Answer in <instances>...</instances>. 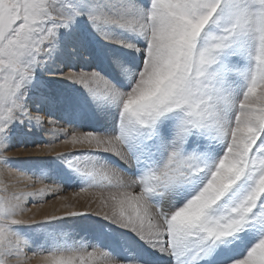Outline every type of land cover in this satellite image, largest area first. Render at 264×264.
I'll use <instances>...</instances> for the list:
<instances>
[{"label": "rangeland", "instance_id": "1", "mask_svg": "<svg viewBox=\"0 0 264 264\" xmlns=\"http://www.w3.org/2000/svg\"><path fill=\"white\" fill-rule=\"evenodd\" d=\"M0 22V264H264V0H0Z\"/></svg>", "mask_w": 264, "mask_h": 264}, {"label": "bare ground", "instance_id": "2", "mask_svg": "<svg viewBox=\"0 0 264 264\" xmlns=\"http://www.w3.org/2000/svg\"><path fill=\"white\" fill-rule=\"evenodd\" d=\"M1 24L0 25H2L4 22H0ZM34 26V25H33ZM21 28L22 27H19V29L17 30V32H18V35H19V37L18 38H16L15 40H10L9 42H11V41H13V42H15V43H17L19 46H30L31 45V43H34V46H36V42H33V40L32 39H27L26 38V36H24V35H22L21 34V32H20V30H21ZM29 28H31L30 26H29ZM74 42H76V39L74 38L73 39V41L72 42H70V43H68V51H70L71 53H73V50H74V47H75V43ZM31 46H33V45H31ZM25 47V48H26ZM19 48H21V47H19ZM70 52L68 53V54H70ZM68 54H66V53H60L59 55H58V59L56 60V61H60V60H62L63 58H64V56L65 57H68ZM58 66H60V65H58V62H56L54 65H53V67H54V69L56 68V67H58ZM71 73V72H70ZM70 73H67V75L69 76L70 75ZM73 76V75H72ZM5 86H7L6 84H4ZM15 87V85H14V83L12 84V83H8V93H12V88H14ZM7 88V87H6ZM40 104V102H38V105ZM38 105L37 104H35V108H38ZM40 109V108H39ZM25 114H28V111H26L25 112ZM31 115H33V114H28V116H26V117H30ZM48 119V118H47ZM40 122L41 123V125L40 124H38L37 122ZM48 122H50V120L48 121ZM24 123L25 124H27L26 126L27 127H25V131L26 132H29V133H31V134H27V135H29V136H34V135H37V134H40V133H42L41 135H43V132L47 129H49V128H47L45 125H43L42 124V122L38 119V118H35V119H30V118H28V122H26L25 120H24ZM46 123V122H45ZM51 129V128H50ZM46 130V131H47ZM52 130V129H51ZM45 131V132H46ZM53 133V132H52ZM49 135V134H48ZM14 144L16 143V141L15 142H13ZM12 177V176H11ZM16 176H13L12 178L14 179ZM23 186L24 185H20V186H18V188L16 187L15 189H18V190H21L22 188H23ZM35 192H32L31 194H29V196H28V202L27 203H33L35 200H36V194H34ZM252 242V241H251ZM232 251V250H231Z\"/></svg>", "mask_w": 264, "mask_h": 264}]
</instances>
